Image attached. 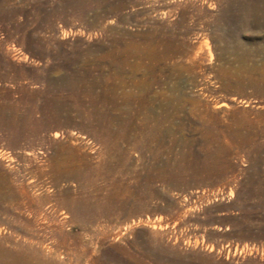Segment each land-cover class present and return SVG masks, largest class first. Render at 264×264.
I'll list each match as a JSON object with an SVG mask.
<instances>
[{"label":"rangeland","instance_id":"obj_1","mask_svg":"<svg viewBox=\"0 0 264 264\" xmlns=\"http://www.w3.org/2000/svg\"><path fill=\"white\" fill-rule=\"evenodd\" d=\"M0 252L264 264V0H0Z\"/></svg>","mask_w":264,"mask_h":264},{"label":"bare ground","instance_id":"obj_2","mask_svg":"<svg viewBox=\"0 0 264 264\" xmlns=\"http://www.w3.org/2000/svg\"><path fill=\"white\" fill-rule=\"evenodd\" d=\"M34 211V210H33ZM35 215H41V213H39L38 211H37V213L35 214ZM54 228V227H53ZM59 228H57V230H58ZM17 259V258H15L14 256H10L9 254L7 255H4L3 253H1L0 252V261L2 260V259ZM21 259V258H20Z\"/></svg>","mask_w":264,"mask_h":264}]
</instances>
